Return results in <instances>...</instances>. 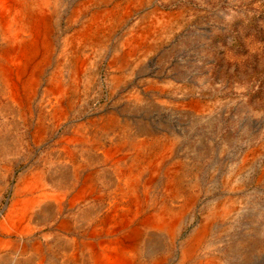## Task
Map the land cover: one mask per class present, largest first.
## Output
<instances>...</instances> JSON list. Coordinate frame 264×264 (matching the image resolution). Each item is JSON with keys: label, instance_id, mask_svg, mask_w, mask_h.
Wrapping results in <instances>:
<instances>
[{"label": "bare ground", "instance_id": "bare-ground-1", "mask_svg": "<svg viewBox=\"0 0 264 264\" xmlns=\"http://www.w3.org/2000/svg\"><path fill=\"white\" fill-rule=\"evenodd\" d=\"M153 1L0 0V264H264V140Z\"/></svg>", "mask_w": 264, "mask_h": 264}, {"label": "rangeland", "instance_id": "rangeland-1", "mask_svg": "<svg viewBox=\"0 0 264 264\" xmlns=\"http://www.w3.org/2000/svg\"><path fill=\"white\" fill-rule=\"evenodd\" d=\"M152 5L169 13L157 29L155 49V54L168 52L176 59L167 69H195L198 83L192 84L206 100L216 101L225 128L232 124L240 131L239 119L247 115L254 140L262 142L264 0H154ZM142 9L134 18L145 14ZM105 95L104 89L101 101Z\"/></svg>", "mask_w": 264, "mask_h": 264}]
</instances>
